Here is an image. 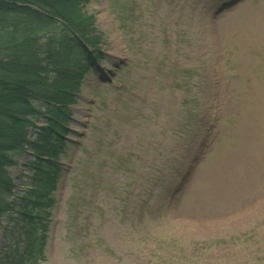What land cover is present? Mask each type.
<instances>
[{
	"label": "rangeland",
	"instance_id": "1",
	"mask_svg": "<svg viewBox=\"0 0 264 264\" xmlns=\"http://www.w3.org/2000/svg\"><path fill=\"white\" fill-rule=\"evenodd\" d=\"M219 1L82 7L104 52L71 106L45 264H264V0Z\"/></svg>",
	"mask_w": 264,
	"mask_h": 264
},
{
	"label": "trees",
	"instance_id": "2",
	"mask_svg": "<svg viewBox=\"0 0 264 264\" xmlns=\"http://www.w3.org/2000/svg\"><path fill=\"white\" fill-rule=\"evenodd\" d=\"M86 1L0 0V47L10 56L2 61L0 74V227L5 232L0 264H44L46 259L55 177L41 169L17 187L7 170L17 160L9 152L27 146L37 155L57 152L53 136L64 132V107L76 100L80 88L81 75L73 73L72 63L78 49L71 43H80V38L94 43L91 38L96 37L87 24L92 17L82 13ZM3 31L11 37L1 35ZM39 117L45 125L29 138L25 127ZM9 196H14L10 202Z\"/></svg>",
	"mask_w": 264,
	"mask_h": 264
}]
</instances>
